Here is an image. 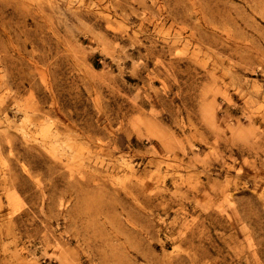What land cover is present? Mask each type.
<instances>
[{
    "label": "rangeland",
    "instance_id": "rangeland-1",
    "mask_svg": "<svg viewBox=\"0 0 264 264\" xmlns=\"http://www.w3.org/2000/svg\"><path fill=\"white\" fill-rule=\"evenodd\" d=\"M0 264H264V0H0Z\"/></svg>",
    "mask_w": 264,
    "mask_h": 264
}]
</instances>
